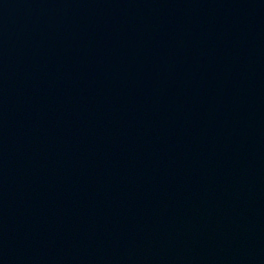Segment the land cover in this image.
Wrapping results in <instances>:
<instances>
[{"label": "water", "instance_id": "1", "mask_svg": "<svg viewBox=\"0 0 264 264\" xmlns=\"http://www.w3.org/2000/svg\"><path fill=\"white\" fill-rule=\"evenodd\" d=\"M0 264H264V0H0Z\"/></svg>", "mask_w": 264, "mask_h": 264}]
</instances>
